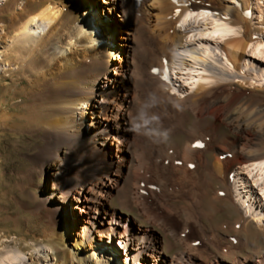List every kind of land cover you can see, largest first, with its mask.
Wrapping results in <instances>:
<instances>
[{
    "label": "bare ground",
    "instance_id": "obj_1",
    "mask_svg": "<svg viewBox=\"0 0 264 264\" xmlns=\"http://www.w3.org/2000/svg\"><path fill=\"white\" fill-rule=\"evenodd\" d=\"M177 1L0 0V155L35 143L20 175L46 223L41 248L13 238L0 264H26L22 241L33 264H264V226L245 216L264 221V65L253 88L231 80L246 52L264 63V4Z\"/></svg>",
    "mask_w": 264,
    "mask_h": 264
},
{
    "label": "rangeland",
    "instance_id": "obj_2",
    "mask_svg": "<svg viewBox=\"0 0 264 264\" xmlns=\"http://www.w3.org/2000/svg\"><path fill=\"white\" fill-rule=\"evenodd\" d=\"M260 3L264 4V0H260ZM101 8L102 7L99 6L98 11L101 12L102 11ZM262 20L263 18L259 20L254 19L253 27L255 29H262V30H255L253 34L255 36H260L264 44V24L261 22ZM100 24H102V22ZM104 24L107 25L108 29L111 28L110 27L111 25L109 23L105 22ZM224 44H225L224 42H221L219 44L218 53L223 54L224 58L226 57L227 59L228 55L223 49ZM247 61H250V59H249V54L246 52L244 58L240 63L242 64L246 62L247 66L242 67L240 71H238L239 72L238 75L240 76V78L235 77L231 80L237 84H242L245 87L253 88L254 87L253 84L246 85L247 79L245 78V76L249 74L251 75L255 74L254 72L252 73L250 66L256 69L260 66H263L264 63L260 59H256L255 61L252 60L250 61V63ZM228 62L230 65L233 66L230 60H228ZM215 65L221 66L219 57H217V60L215 61ZM200 83H208V82L202 80ZM187 91L189 92L190 90L186 89L185 92L182 90L181 94L184 95L188 93ZM221 131L224 132L225 127H222ZM23 137L24 138H22V140H16L13 138L5 139L1 145L2 148L1 154L7 155L5 156L7 158L3 162V158H2L3 156L0 155V164L3 163L2 164L3 166L0 167V244H2L1 246H6L8 244L15 245L14 240H20L23 235H26L28 238V243L30 244L32 243L34 245H37L39 248H41V240L42 237L45 235L46 223L41 218L29 214L30 212L28 211V208L26 207L25 204L30 199L29 197L30 192L28 190H27L28 192L23 191V188L25 187V185H27V183H29V181L24 179V175L22 176L20 175L21 174L20 172L24 171L27 168L25 155L28 152L32 151V149L35 146V143L31 142L29 136L24 135ZM219 146L228 149V146L222 142H219ZM108 158L111 159L110 156ZM226 159L232 160L233 157L228 156L226 157ZM244 165L245 164H243L240 168L230 170L229 175L230 176L234 175V178H237L235 174L242 171V167ZM41 181L45 183V179H43V177L36 179V183L37 182L40 183ZM218 186L219 185L216 184V187ZM245 216L252 220L253 225L257 229L261 230L258 227L264 226L262 225L264 221L261 224H259L255 220L256 218L251 217L252 215H245ZM4 217L9 219L7 223L1 222V219ZM12 217H15V219H17L15 223L11 221ZM220 218H221L220 220H222L227 217H225L224 215H220ZM17 221L19 222V226L17 224ZM222 226H226V225L224 224ZM261 228L263 229L264 227ZM205 239L209 240L210 237L209 238L207 237ZM197 241L198 243H200L199 239ZM28 245H26L22 241L20 242L18 247L23 251V253H25L26 264H33L35 263V259L39 257L40 254L36 253L32 249L27 248L29 247ZM175 251H176L175 249H172L169 254H172Z\"/></svg>",
    "mask_w": 264,
    "mask_h": 264
}]
</instances>
